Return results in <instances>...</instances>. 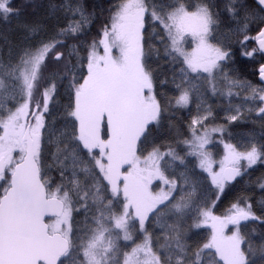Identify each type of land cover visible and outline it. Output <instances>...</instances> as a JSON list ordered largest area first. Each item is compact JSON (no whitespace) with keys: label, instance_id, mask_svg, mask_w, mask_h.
Wrapping results in <instances>:
<instances>
[{"label":"snow or ice","instance_id":"snow-or-ice-1","mask_svg":"<svg viewBox=\"0 0 264 264\" xmlns=\"http://www.w3.org/2000/svg\"><path fill=\"white\" fill-rule=\"evenodd\" d=\"M0 25V264H264V0Z\"/></svg>","mask_w":264,"mask_h":264},{"label":"trees","instance_id":"trees-1","mask_svg":"<svg viewBox=\"0 0 264 264\" xmlns=\"http://www.w3.org/2000/svg\"><path fill=\"white\" fill-rule=\"evenodd\" d=\"M88 2L89 4L95 3L107 7L110 0H88ZM4 30H5L4 27L0 25V31H4ZM12 38L14 39L16 37L13 36ZM238 67L242 74H247L251 78L253 69L250 66H246L244 63H241L240 65H238ZM55 179H56L55 174H53V183H55Z\"/></svg>","mask_w":264,"mask_h":264}]
</instances>
